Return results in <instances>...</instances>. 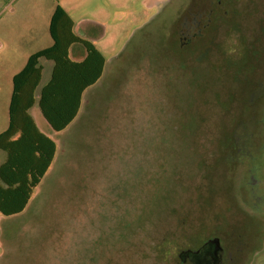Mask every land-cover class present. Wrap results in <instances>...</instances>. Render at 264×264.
<instances>
[{
	"label": "rangeland",
	"instance_id": "rangeland-1",
	"mask_svg": "<svg viewBox=\"0 0 264 264\" xmlns=\"http://www.w3.org/2000/svg\"><path fill=\"white\" fill-rule=\"evenodd\" d=\"M62 2L106 64L24 210L0 213V264H191L214 236L264 264V0Z\"/></svg>",
	"mask_w": 264,
	"mask_h": 264
},
{
	"label": "trees",
	"instance_id": "trees-1",
	"mask_svg": "<svg viewBox=\"0 0 264 264\" xmlns=\"http://www.w3.org/2000/svg\"><path fill=\"white\" fill-rule=\"evenodd\" d=\"M99 30L97 37L103 34ZM49 32L52 44L30 54L12 77L9 122L0 133V150L6 153L0 164V213L6 216L24 210L56 152V143L39 130L30 108L37 105L53 131L72 126L84 91L101 78L106 64L90 35L74 31L72 18L60 4L50 17ZM74 49L79 57L73 56ZM40 59L52 61L50 77L42 85Z\"/></svg>",
	"mask_w": 264,
	"mask_h": 264
},
{
	"label": "crops",
	"instance_id": "crops-1",
	"mask_svg": "<svg viewBox=\"0 0 264 264\" xmlns=\"http://www.w3.org/2000/svg\"><path fill=\"white\" fill-rule=\"evenodd\" d=\"M17 1L14 0L12 4ZM57 4L62 5L66 12H68L62 0H23L18 8L17 16H13L6 23L0 24V133L7 128L9 122L8 109L12 93L13 75L25 65L30 54L50 46L53 42L49 32V21ZM89 37L93 43L97 36ZM73 56L79 57L76 49L73 50ZM40 63L43 66L40 82V85H42L50 77L52 61L40 59ZM44 71L47 72L45 79H43ZM85 92L83 93V98ZM34 107L35 105L30 108L29 112L33 116L37 127L56 143V152L52 160L53 163L58 151L56 131H53L48 123H44L39 119L38 114L33 111ZM69 126L71 124L64 131ZM5 157V151L0 150V164L5 160ZM52 163L44 173V176L51 168Z\"/></svg>",
	"mask_w": 264,
	"mask_h": 264
},
{
	"label": "flooded vegetation",
	"instance_id": "flooded-vegetation-1",
	"mask_svg": "<svg viewBox=\"0 0 264 264\" xmlns=\"http://www.w3.org/2000/svg\"><path fill=\"white\" fill-rule=\"evenodd\" d=\"M226 1L230 3L231 0H216V4L218 7L219 5L224 7ZM194 23V28L196 29V18ZM188 34L190 33L188 32ZM193 35L196 38V30L193 32ZM184 38H186V35H184ZM181 45H183V42H181ZM214 238L218 239V245L217 243L211 242ZM179 256L183 257V259H185L184 261H188L191 264H233L234 262L231 251L228 250L216 236L208 238L194 250L186 249L181 251Z\"/></svg>",
	"mask_w": 264,
	"mask_h": 264
},
{
	"label": "water",
	"instance_id": "water-1",
	"mask_svg": "<svg viewBox=\"0 0 264 264\" xmlns=\"http://www.w3.org/2000/svg\"><path fill=\"white\" fill-rule=\"evenodd\" d=\"M211 242H214V243H217L218 245V239L217 238H214L213 240H211ZM182 256V255H181ZM183 259V258H182Z\"/></svg>",
	"mask_w": 264,
	"mask_h": 264
}]
</instances>
